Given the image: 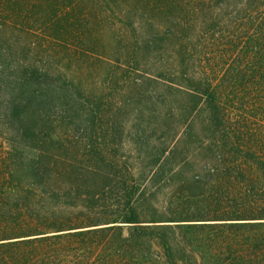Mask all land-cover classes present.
I'll return each mask as SVG.
<instances>
[{
    "label": "rangeland",
    "instance_id": "obj_1",
    "mask_svg": "<svg viewBox=\"0 0 264 264\" xmlns=\"http://www.w3.org/2000/svg\"><path fill=\"white\" fill-rule=\"evenodd\" d=\"M202 1L129 0L131 20L123 21L107 0H0V81L28 99L31 87L24 85L34 74L66 85L81 120L63 130L85 129L77 141L94 130L92 143L116 167L113 190L99 197V220L114 221L125 208L126 179L143 226L174 221L156 225L173 228L168 234L178 264H264V176L216 137L198 86L208 34L203 14L192 9ZM65 2L73 9H64ZM228 2L224 34L234 42L243 6ZM146 13L159 29L143 19ZM246 92L237 113L241 144L264 158L259 94L252 86ZM77 141L65 142L66 161ZM16 150L22 151L0 137V165ZM238 162L242 170L227 167ZM106 172L97 171L94 184ZM230 178L241 182L240 190L229 186ZM235 214L248 220H228ZM151 258L148 264L166 262L157 242Z\"/></svg>",
    "mask_w": 264,
    "mask_h": 264
},
{
    "label": "trees",
    "instance_id": "obj_2",
    "mask_svg": "<svg viewBox=\"0 0 264 264\" xmlns=\"http://www.w3.org/2000/svg\"><path fill=\"white\" fill-rule=\"evenodd\" d=\"M107 1L110 11L123 21L131 20L129 0ZM229 4L228 0H204L192 9L203 14L208 34V52L202 58L207 60L205 64L198 61V86L216 137H224L223 144L231 153L250 159L244 161L264 176V158L241 144L237 114L244 107L242 98L248 86L259 94L256 106L264 113V0H241L243 24L234 42L224 34ZM72 7L65 2L64 9L70 11ZM152 18L143 14V19ZM152 22L160 28L161 24ZM224 58L226 62H221ZM36 76L25 81L24 86L31 87L25 91L29 99L16 97L9 84L0 81V137L22 150H16L10 162L0 165V264H148L153 242L162 248L165 264H178L168 234L173 228L156 225L174 221L154 220L148 222L153 225L143 226L126 179L125 208L119 217L114 221L98 219L99 197L105 198L113 190L110 176L116 167L92 143L94 130L79 141L85 129L63 130L62 124L81 120L75 103L69 101L66 85ZM51 98L57 103L54 107L50 106ZM233 104L235 112L230 108ZM93 121L94 117L89 122ZM69 137L77 143L72 147L73 156L66 161ZM80 143L85 144L83 151L78 149ZM55 146L59 157L52 151ZM227 167L242 170L239 162ZM94 169L107 170L99 178L101 183L94 184ZM229 181V186L240 190L241 182L236 185L232 178ZM244 215L235 214L228 220H248Z\"/></svg>",
    "mask_w": 264,
    "mask_h": 264
}]
</instances>
